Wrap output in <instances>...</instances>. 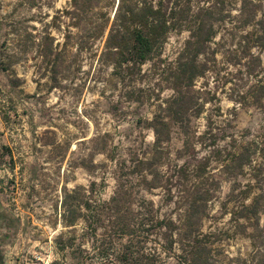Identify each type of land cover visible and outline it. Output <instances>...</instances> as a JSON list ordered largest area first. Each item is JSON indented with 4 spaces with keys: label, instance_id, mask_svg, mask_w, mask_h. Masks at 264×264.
I'll return each instance as SVG.
<instances>
[{
    "label": "rangeland",
    "instance_id": "obj_1",
    "mask_svg": "<svg viewBox=\"0 0 264 264\" xmlns=\"http://www.w3.org/2000/svg\"><path fill=\"white\" fill-rule=\"evenodd\" d=\"M68 1L0 0V264H111L96 257L84 203L99 207L120 184L128 192L122 207L131 206L150 224H174L148 236L143 251L154 261L147 264H187L179 236L189 226L209 235L211 251L204 258L212 263V231L234 225L222 206L232 182L212 160V133L224 145L230 133L264 132V98L259 106L249 96L252 86L264 83V48H251L233 64L236 54L223 48L228 40L219 34L216 60L185 103L188 127L170 121L169 139L155 151L150 121L156 104L172 95L171 80L150 63L125 81L116 79L97 62L99 44L64 49L69 20H57V29L52 16ZM48 34L54 63L42 52ZM186 37L171 35L163 58L172 59ZM185 130L192 136L189 148ZM150 156L157 186L137 161ZM201 189L210 199L191 214L189 201ZM64 192L82 205L73 226L62 222ZM229 233L220 259L249 249L247 238Z\"/></svg>",
    "mask_w": 264,
    "mask_h": 264
},
{
    "label": "trees",
    "instance_id": "obj_2",
    "mask_svg": "<svg viewBox=\"0 0 264 264\" xmlns=\"http://www.w3.org/2000/svg\"><path fill=\"white\" fill-rule=\"evenodd\" d=\"M234 10L236 13L232 14ZM63 16L69 20L66 40L62 43L64 49L70 45L79 50H92L99 44L97 62L109 66L116 79L125 81L134 69L140 71L147 63L168 75L173 93L156 104L150 121L155 151L169 139L170 121L188 127L184 121V117L187 118L185 103L190 99L196 79L208 72L212 61L216 60L222 41L228 40L223 48L236 54L233 64L240 63L245 54H250L251 48H264V0H69L67 7L55 11L52 16L57 29L56 22ZM182 32H186L187 37L174 57L163 58L171 35ZM219 34H222L220 44L215 41ZM47 38V49L42 52L46 60L54 63L56 58H50L54 40L49 34ZM215 43L218 46L212 48ZM247 68L251 74L253 69L249 65ZM249 96L255 104L262 106L264 83L261 81L252 86ZM183 134L184 147H192L191 133L185 130ZM218 136L212 133V160L231 178L222 206L225 210L230 209V222L234 225L227 230L212 231V263H207L204 258L211 251L209 241H206L209 235L202 234L199 226L184 227L179 244L185 253V261L187 264H264V132L250 137L230 133L223 138L229 140L224 145L214 142L220 138ZM137 161L144 167V174H141L152 175L151 186H157L153 157H142ZM240 178H246V182L242 184ZM217 184L216 181L218 187ZM92 185L94 181L86 190L89 194ZM127 194L124 185L120 184L99 207L86 201L87 233L98 259L111 264H147L154 261L143 251L148 236L167 226L171 230L174 224L169 226L162 219L150 224L131 206L122 207V199ZM67 196L64 192L60 214L66 226H73L82 205ZM209 196L202 189L195 191L189 201V213H196L206 206ZM100 228L102 231L97 233ZM230 231L231 235L247 238L249 249L244 255L226 254L220 259L221 242L225 236H230Z\"/></svg>",
    "mask_w": 264,
    "mask_h": 264
}]
</instances>
